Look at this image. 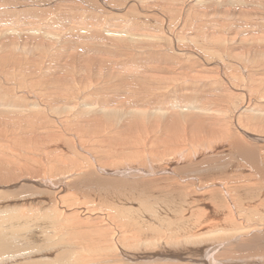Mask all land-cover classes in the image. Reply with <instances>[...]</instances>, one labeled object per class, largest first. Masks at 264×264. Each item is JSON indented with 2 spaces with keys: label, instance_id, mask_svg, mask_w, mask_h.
<instances>
[{
  "label": "bare ground",
  "instance_id": "1",
  "mask_svg": "<svg viewBox=\"0 0 264 264\" xmlns=\"http://www.w3.org/2000/svg\"><path fill=\"white\" fill-rule=\"evenodd\" d=\"M0 264H264V0H0Z\"/></svg>",
  "mask_w": 264,
  "mask_h": 264
}]
</instances>
